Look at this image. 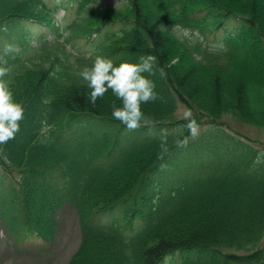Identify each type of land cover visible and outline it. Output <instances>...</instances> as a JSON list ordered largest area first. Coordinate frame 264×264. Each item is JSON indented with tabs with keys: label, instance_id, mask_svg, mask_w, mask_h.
<instances>
[{
	"label": "trees",
	"instance_id": "obj_1",
	"mask_svg": "<svg viewBox=\"0 0 264 264\" xmlns=\"http://www.w3.org/2000/svg\"><path fill=\"white\" fill-rule=\"evenodd\" d=\"M96 4V12L89 13L84 24L77 27L78 33L73 25L63 35L62 44L48 46L6 75L14 99L24 105L25 112L20 132L0 154V166L16 184L2 210L9 206L10 216L24 231H36L48 240L58 228V216H64L62 206L70 203L78 218L81 242L67 264H94L97 258L99 264H119L108 244L125 243L141 251V264H156L179 247L204 242L248 246L264 230V180L256 181L246 170L247 155L236 159L233 153L230 161H217L216 157L230 150L217 147L210 137L202 135L189 138L184 151L178 145L182 135L187 138L192 133L188 127L192 119L200 126L210 122L206 116L217 121L225 112L238 115L246 124L264 127V106L251 108V101L256 100L246 95L248 60L240 59L246 55L243 47L250 44L264 57L262 31L255 37L238 34L225 42V50H211L205 45L207 34L226 14H239L247 26L264 30V0H123L116 8ZM87 7L88 0L85 10ZM106 14L126 16L131 28L118 41L105 36L106 41L90 58L74 57L66 47L69 38L89 31L85 29ZM39 15L24 2H0V17L6 20L40 19ZM184 29L196 30L198 37L189 38ZM177 30L182 33L176 34ZM149 54L158 58L151 79L159 98L141 105L144 115L140 128L155 135L137 140L132 132H123L125 126L120 121L113 120L110 104L115 101L119 105L120 101L109 91L93 108L87 100L90 90L77 73L91 66L97 55L119 64L135 63ZM236 60L242 62L232 74L235 69L230 68L238 63ZM178 102L190 117H177ZM90 116L117 127L86 130V125L95 127ZM45 118L46 125L41 123ZM175 129L181 132H168ZM172 150L186 154L180 163L170 166L168 175L160 171L155 178L160 188L155 196L162 197L150 212L154 221L161 220L160 225L133 239L99 225L97 214L108 210L125 193L134 189L139 193V186L146 192L150 174L160 163L169 161L166 153ZM229 258L244 263L255 260L254 256ZM258 263L264 264V258Z\"/></svg>",
	"mask_w": 264,
	"mask_h": 264
},
{
	"label": "clouds",
	"instance_id": "obj_2",
	"mask_svg": "<svg viewBox=\"0 0 264 264\" xmlns=\"http://www.w3.org/2000/svg\"><path fill=\"white\" fill-rule=\"evenodd\" d=\"M183 31L189 38L198 37L196 30ZM157 60V56L149 54L140 56L135 63L121 61L116 64L111 58L97 55L91 66H85L77 73L90 90L87 95L88 103L93 108L96 107L97 100L103 99L105 94L111 91L116 100L120 101L119 105L115 101L110 104L112 117L129 131L137 130L144 115L141 105L155 102L159 98L156 84L150 79L157 71ZM9 71L7 67H0V154L4 152L3 146L15 139L16 134L20 132V122L24 119L25 112L24 105L14 99L8 83L2 79ZM159 72L163 77V70L159 69ZM186 115L190 117L191 114ZM41 123L46 125V118ZM188 127L193 134L197 132L198 125L194 119Z\"/></svg>",
	"mask_w": 264,
	"mask_h": 264
},
{
	"label": "rangeland",
	"instance_id": "obj_3",
	"mask_svg": "<svg viewBox=\"0 0 264 264\" xmlns=\"http://www.w3.org/2000/svg\"><path fill=\"white\" fill-rule=\"evenodd\" d=\"M103 4H107L108 6L115 5L116 1L114 0H101ZM118 4V3H117ZM264 34L263 28L261 29ZM181 33L180 31L176 34ZM243 50L246 55L243 58L244 60H248V65L246 68L245 76V90L246 95L251 100L254 99V103L250 104L256 108H261L260 106H264V57L258 51V47L250 44L243 47ZM238 63H235L234 67L230 69H235L232 71L235 74L236 68L238 70V66L240 65V60H236ZM151 79V77H150ZM253 108V107H251ZM187 113L186 108L181 104H178L177 116H185ZM222 127H227L229 130V134L241 133L249 139H252L254 143V147L256 149L262 148L264 149V128L261 129L257 126L249 125L240 120L238 115H232L228 112L222 114L220 118ZM211 126L206 125L204 127V133L208 132ZM235 131V133L231 132ZM67 214L62 218L63 221H67L65 227L63 228V232L59 236V238L51 245L46 248H42L38 255L36 256L31 252L29 248L32 244L27 242L26 240L23 242H18L13 235L9 234V231L6 230L3 226L2 221L0 220V264H47V263H55L60 264L63 263L68 255L73 252L78 244V229H76V225L74 222L70 221L72 218V212L66 208ZM94 264H99V258L93 261Z\"/></svg>",
	"mask_w": 264,
	"mask_h": 264
}]
</instances>
